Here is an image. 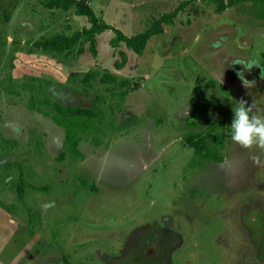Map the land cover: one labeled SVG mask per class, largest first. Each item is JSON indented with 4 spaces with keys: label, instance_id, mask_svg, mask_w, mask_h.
I'll list each match as a JSON object with an SVG mask.
<instances>
[{
    "label": "rangeland",
    "instance_id": "rangeland-1",
    "mask_svg": "<svg viewBox=\"0 0 264 264\" xmlns=\"http://www.w3.org/2000/svg\"><path fill=\"white\" fill-rule=\"evenodd\" d=\"M87 1L126 35L187 3L141 55L109 29L64 57L33 42L86 16L0 0V264H264V146L229 135L241 101L264 113V6ZM234 60L255 62L245 84ZM156 230L172 238L151 249Z\"/></svg>",
    "mask_w": 264,
    "mask_h": 264
},
{
    "label": "trees",
    "instance_id": "trees-1",
    "mask_svg": "<svg viewBox=\"0 0 264 264\" xmlns=\"http://www.w3.org/2000/svg\"><path fill=\"white\" fill-rule=\"evenodd\" d=\"M39 3L49 10L58 9L67 11L70 8L74 9L78 15L86 16L89 22L88 27H83L81 30L72 33L71 35L65 34H55L49 37H41L39 40L33 42V49H39L44 52L52 53L55 56H64L68 57L77 46V52L82 53L85 48L83 47L84 42H88L89 50L92 55H96V37L100 33L106 30H112L114 36L110 39V45L114 48L124 44L128 49L132 50L134 53L141 55L146 47V44L150 37L155 34L164 32L165 25L172 23L177 12L182 9L183 5L187 3L183 2L179 7L174 11L165 13L156 20L145 30L138 32L132 35L124 34L119 28H116L105 21L100 20L93 8L90 6L87 0H38ZM217 4V11H223L228 7L234 6L235 4L243 1H251L253 4H261L264 6V0H210ZM33 49H30V52H33ZM102 81H114L113 74L104 71L102 73ZM97 77V72L91 70L84 74L81 78L83 84H88L90 81L95 80ZM82 91H85L82 89ZM43 104L48 108L46 111L47 116L55 117L54 112H62L65 115L74 114L75 116H83L89 113L91 109H85L79 106H68L67 108L59 103L54 102L50 103L48 99L41 100ZM191 140V138L189 139ZM65 142L70 144L73 148L77 145L76 136L72 133L70 129L66 130ZM197 149L201 150L202 144L198 142L195 144Z\"/></svg>",
    "mask_w": 264,
    "mask_h": 264
},
{
    "label": "clouds",
    "instance_id": "clouds-1",
    "mask_svg": "<svg viewBox=\"0 0 264 264\" xmlns=\"http://www.w3.org/2000/svg\"><path fill=\"white\" fill-rule=\"evenodd\" d=\"M233 64L243 66L236 70V75L245 84L247 80L244 73L245 71H250L255 62L234 60ZM251 111V107H246L245 102L241 101L238 107L233 109L234 115L229 127L231 139L245 148L254 144L264 146V113L250 115Z\"/></svg>",
    "mask_w": 264,
    "mask_h": 264
},
{
    "label": "flooded vegetation",
    "instance_id": "flooded-vegetation-1",
    "mask_svg": "<svg viewBox=\"0 0 264 264\" xmlns=\"http://www.w3.org/2000/svg\"><path fill=\"white\" fill-rule=\"evenodd\" d=\"M171 236L168 234V233H165L164 231H162V230H156V231H154L153 233H152V236L149 238V240L151 239V244H152V246L150 247L151 249H152V247H153V244H155V243H157V244H162L163 242L164 243H168L170 240H171V238H170ZM149 241H147V243H148ZM150 244V242L148 243V244H146L147 246L148 245H151ZM146 246V247H147ZM145 247V248H146ZM149 251H152L153 252V250H149ZM166 255V253H165V251H164V254L162 255V256H165ZM162 256L159 258L158 257V255H154V257H151L150 258V260H151V262H153L154 260H157V258L158 259H161L162 258ZM148 257H149V255H148ZM153 260V261H152Z\"/></svg>",
    "mask_w": 264,
    "mask_h": 264
}]
</instances>
